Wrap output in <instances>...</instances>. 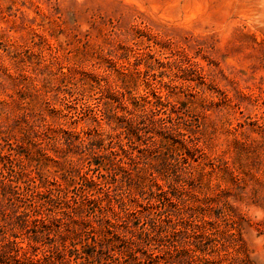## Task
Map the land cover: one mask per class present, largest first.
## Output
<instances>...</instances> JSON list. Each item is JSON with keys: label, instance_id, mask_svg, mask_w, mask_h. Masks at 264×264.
Masks as SVG:
<instances>
[{"label": "rangeland", "instance_id": "obj_1", "mask_svg": "<svg viewBox=\"0 0 264 264\" xmlns=\"http://www.w3.org/2000/svg\"><path fill=\"white\" fill-rule=\"evenodd\" d=\"M0 264H264V0H0Z\"/></svg>", "mask_w": 264, "mask_h": 264}, {"label": "trees", "instance_id": "obj_2", "mask_svg": "<svg viewBox=\"0 0 264 264\" xmlns=\"http://www.w3.org/2000/svg\"><path fill=\"white\" fill-rule=\"evenodd\" d=\"M130 127H132V123H131ZM5 185H6V184H5ZM5 185H4V186H5Z\"/></svg>", "mask_w": 264, "mask_h": 264}]
</instances>
